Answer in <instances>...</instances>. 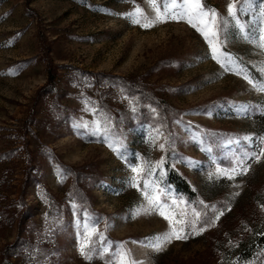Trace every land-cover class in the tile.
Here are the masks:
<instances>
[{
	"label": "rangeland",
	"instance_id": "obj_1",
	"mask_svg": "<svg viewBox=\"0 0 264 264\" xmlns=\"http://www.w3.org/2000/svg\"><path fill=\"white\" fill-rule=\"evenodd\" d=\"M202 3L229 20L219 35L229 71L185 21L133 22L137 8L152 18L163 0H0V264H117L121 249L135 264H229L252 229L264 231V156L249 158L264 140L252 119L264 104V0ZM120 79L147 97L134 100ZM167 159L196 202L166 187ZM144 180L175 201L177 218H212L196 232L177 225L186 238L155 250L170 226L149 210ZM85 222L95 227L91 259L80 252Z\"/></svg>",
	"mask_w": 264,
	"mask_h": 264
},
{
	"label": "snow or ice",
	"instance_id": "obj_2",
	"mask_svg": "<svg viewBox=\"0 0 264 264\" xmlns=\"http://www.w3.org/2000/svg\"><path fill=\"white\" fill-rule=\"evenodd\" d=\"M251 0H245V3H250ZM261 15L264 16V9H261ZM227 13L228 17L231 21H235L236 25H240V21L238 19V9L235 3H229L227 5ZM134 23L140 25L144 28H149L155 26L157 23H163L167 20H175L177 22L183 20L188 23L192 28L198 31L205 41L207 42L209 48L211 49L212 58L220 63L222 67L225 68L226 71L231 70L225 63L226 59L225 55L220 50V31L222 28L226 27L229 23V20L221 21L218 17V14L214 10L206 9L202 3V0H163V11L159 7L155 9V16L150 18L144 15L139 8L136 9V12L130 14ZM262 34L258 37L259 43L258 47L264 50V29L261 30ZM248 79L247 76L244 77ZM250 84H252L251 80H248ZM253 87H256L253 84ZM260 91H264V87L259 89ZM99 131V127L97 128ZM113 147V145H109ZM163 150L164 145H160ZM115 151H119L118 148H114ZM261 156H264V140H262V146L260 151L250 159L258 160ZM164 163L163 160L157 162L155 167H160ZM239 164V162H238ZM152 167H148V175H152ZM247 166H241V170L239 173L236 172V169H232V173L243 175L247 172ZM144 171L143 166L132 167V172L135 173L132 177V185L134 187H140L141 183V173ZM217 173L223 175H231L226 170L217 169ZM143 191L145 199L148 201L149 210H154L159 213L165 220L168 221L170 226V231L163 234L162 236L153 237L154 243H150L149 246L154 248L155 250H160L164 243L171 242L173 238L179 240L186 238L184 234V227L177 228V225H184L185 227H190L193 232L197 231V224L200 222L201 213L194 211L192 221H187L184 216V213L180 214V218H177L176 212L173 210V205L175 201H173V205L167 204L166 201L162 202L160 199V194L158 191V187L154 183H150L148 180H144ZM222 215V213H220ZM219 216L216 217L218 219ZM214 222V221H211ZM83 238L80 244V252L85 256L86 259H91L88 255L89 252H92L94 249L90 247L93 242L91 241V236L95 234V227L89 226L87 222L83 224ZM203 228H200L199 231H203ZM100 241H103L104 238L102 236L99 237ZM103 248V244L101 245ZM117 264H135L134 261L130 258V253L121 249L120 252L117 253Z\"/></svg>",
	"mask_w": 264,
	"mask_h": 264
},
{
	"label": "trees",
	"instance_id": "obj_3",
	"mask_svg": "<svg viewBox=\"0 0 264 264\" xmlns=\"http://www.w3.org/2000/svg\"><path fill=\"white\" fill-rule=\"evenodd\" d=\"M52 80H53V76H49L47 85L42 89V91L47 90V92H49V90L52 88ZM120 80L126 81V83L128 82L127 89L129 90V93L135 97L133 98L134 100L147 97V95H145L144 93V88L142 87V85L136 84V82L133 83V80H129V81L127 79L124 80L120 79ZM146 102H149V104L153 102L152 103L153 107L151 108L152 110L156 108L157 102L154 101V98L150 97V95H148ZM140 110L142 114L146 115L149 113L148 108H144V105L140 106ZM252 116H253L252 119L255 121V125L257 126L256 130L253 131V133L257 135L263 134L264 104L262 109L258 111V113H254ZM219 158L221 157H218V159ZM164 171H165L166 187H169L177 197H186L187 200H193V202H196L195 191L192 190L188 181L171 167L170 161L168 159L165 162ZM28 179L29 178L27 177L25 180L26 183L28 182ZM226 182H228L226 179H221L217 182L214 181L213 183L211 182L209 184L208 190L211 193L212 198L214 197L215 194L218 193L217 190L223 188L221 187V184ZM206 201L212 202V199L208 198V200ZM199 206H201V204ZM261 207L264 209V202H262ZM211 218L212 217L210 211H203V215L200 216V224H204L205 221L210 220ZM233 252H234L233 255L235 256V261L229 264H264V231H261L259 229L258 230L252 229L250 233L246 236V238L241 242H239V244L236 246ZM3 255H7L6 251L3 253Z\"/></svg>",
	"mask_w": 264,
	"mask_h": 264
}]
</instances>
